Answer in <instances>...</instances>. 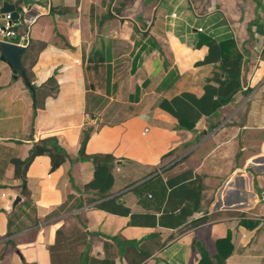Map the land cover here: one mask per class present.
<instances>
[{"label":"crops","instance_id":"1","mask_svg":"<svg viewBox=\"0 0 264 264\" xmlns=\"http://www.w3.org/2000/svg\"><path fill=\"white\" fill-rule=\"evenodd\" d=\"M3 3L48 95L0 59V264H51L58 229L114 264H264V0ZM46 138L65 160L36 156L24 196L12 161ZM82 148L114 158L103 198Z\"/></svg>","mask_w":264,"mask_h":264},{"label":"trees","instance_id":"2","mask_svg":"<svg viewBox=\"0 0 264 264\" xmlns=\"http://www.w3.org/2000/svg\"><path fill=\"white\" fill-rule=\"evenodd\" d=\"M31 42H29L27 48L24 49L22 52L23 57H28L30 60V65L34 63V60L37 56V51L33 54H30L32 50ZM30 54V55H29ZM25 72V75L29 81V74L26 69L22 68ZM108 75V74H107ZM48 85L52 86L51 88L54 89L55 84L54 80H49ZM54 91H52V94ZM34 103L36 106H39V101L41 102L44 97L48 95V92H40V95H36L35 88L32 90ZM36 156H46L50 160V165L53 169L58 168L65 160L64 154L56 147V141L54 138H46L40 140L38 142V147H34L31 149L30 153L28 154L27 158L20 161V160H13L12 163L14 165V176L16 178H20L22 182V195H27L26 187H25V172L31 163V161ZM79 158L81 160H90L93 163L94 170H93V180L86 184L83 187V191L85 192H93L99 197L103 198L108 195L112 183L113 178L111 175V170L113 168L114 158L108 154L104 155H94V156H84L83 155V148L80 149ZM71 199V198H68ZM90 201V202H89ZM88 203L93 202L89 200ZM82 203L78 200H75L73 204L69 207L67 204H63L59 207V212L69 211L73 208H80L82 207ZM85 233H82L78 229H71L69 232H66L63 229H58L55 232V239L52 246L49 248L50 254V261L51 264H114L113 260H109L107 258L103 260L91 258L87 255V252L82 250L81 252L78 251V247L81 243H84L85 240ZM139 261L130 262L128 264H138Z\"/></svg>","mask_w":264,"mask_h":264},{"label":"water","instance_id":"3","mask_svg":"<svg viewBox=\"0 0 264 264\" xmlns=\"http://www.w3.org/2000/svg\"><path fill=\"white\" fill-rule=\"evenodd\" d=\"M10 13V17L12 21H16L19 19L18 10L14 9V6L11 4L3 3L0 9V14ZM14 40V38H11ZM24 51V48L7 42H0V59L5 61L7 65L12 69L14 75H19L22 78L23 82L27 86L29 90H32V85L28 82L26 75L21 67L20 63V55ZM20 202V198L15 196L10 205V212L14 210L15 206Z\"/></svg>","mask_w":264,"mask_h":264},{"label":"built area","instance_id":"4","mask_svg":"<svg viewBox=\"0 0 264 264\" xmlns=\"http://www.w3.org/2000/svg\"><path fill=\"white\" fill-rule=\"evenodd\" d=\"M37 2L41 0H35ZM19 19L15 22L11 20L10 13L2 14L0 18V42H7L26 48L29 44L28 34L19 32ZM14 38L12 40L11 38Z\"/></svg>","mask_w":264,"mask_h":264}]
</instances>
